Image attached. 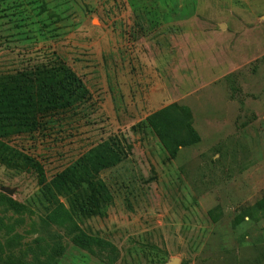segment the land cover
<instances>
[{"label": "rangeland", "instance_id": "374dc122", "mask_svg": "<svg viewBox=\"0 0 264 264\" xmlns=\"http://www.w3.org/2000/svg\"><path fill=\"white\" fill-rule=\"evenodd\" d=\"M56 60L88 103L3 142L47 182L111 137L131 151L77 226L0 165V264H264V0H0V75ZM164 110L173 157L148 123Z\"/></svg>", "mask_w": 264, "mask_h": 264}, {"label": "trees", "instance_id": "16d2710c", "mask_svg": "<svg viewBox=\"0 0 264 264\" xmlns=\"http://www.w3.org/2000/svg\"><path fill=\"white\" fill-rule=\"evenodd\" d=\"M89 96L83 82L59 60L0 75V165L37 173L44 204L43 221L58 227L104 216L112 202L101 174L123 163L131 146L122 137H111L88 150L47 182L42 168L33 159L7 146L3 140L39 133L53 124L58 116L84 106ZM175 118L174 113L164 110L148 119L172 157L176 152H171L175 150L172 147L175 139L171 142L167 133L171 128L176 135ZM8 202L14 204L10 200ZM257 207L264 215V196Z\"/></svg>", "mask_w": 264, "mask_h": 264}, {"label": "water", "instance_id": "95a60500", "mask_svg": "<svg viewBox=\"0 0 264 264\" xmlns=\"http://www.w3.org/2000/svg\"><path fill=\"white\" fill-rule=\"evenodd\" d=\"M5 193L7 194V195H11V193L10 192H7V191H5ZM178 260H174L173 262H171V263H169V264H178Z\"/></svg>", "mask_w": 264, "mask_h": 264}]
</instances>
